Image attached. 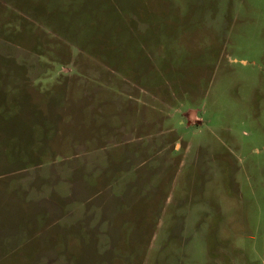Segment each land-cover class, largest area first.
Returning a JSON list of instances; mask_svg holds the SVG:
<instances>
[{
  "label": "rangeland",
  "instance_id": "1",
  "mask_svg": "<svg viewBox=\"0 0 264 264\" xmlns=\"http://www.w3.org/2000/svg\"><path fill=\"white\" fill-rule=\"evenodd\" d=\"M0 264H264V0H0Z\"/></svg>",
  "mask_w": 264,
  "mask_h": 264
},
{
  "label": "crops",
  "instance_id": "2",
  "mask_svg": "<svg viewBox=\"0 0 264 264\" xmlns=\"http://www.w3.org/2000/svg\"><path fill=\"white\" fill-rule=\"evenodd\" d=\"M189 112H191L193 118H197V110L196 109H189Z\"/></svg>",
  "mask_w": 264,
  "mask_h": 264
}]
</instances>
